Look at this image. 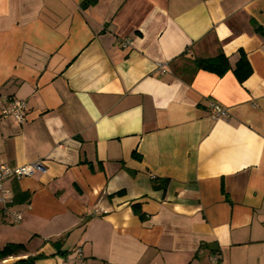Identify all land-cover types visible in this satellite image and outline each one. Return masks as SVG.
Segmentation results:
<instances>
[{"label":"crops","instance_id":"1","mask_svg":"<svg viewBox=\"0 0 264 264\" xmlns=\"http://www.w3.org/2000/svg\"><path fill=\"white\" fill-rule=\"evenodd\" d=\"M86 1L0 0V164L45 167L4 183L2 263L264 264V0Z\"/></svg>","mask_w":264,"mask_h":264},{"label":"built area","instance_id":"2","mask_svg":"<svg viewBox=\"0 0 264 264\" xmlns=\"http://www.w3.org/2000/svg\"><path fill=\"white\" fill-rule=\"evenodd\" d=\"M130 39L124 41V46L129 45ZM161 73H167L169 68L167 63H162L158 66ZM214 116L221 117L227 115V110L219 103L213 104ZM28 110V103L26 100L17 99L12 104L2 110V116L14 117L18 121H24L26 119V112ZM45 169L41 161L31 162L24 165H8L0 164V203L6 205L10 201L11 191L4 186V183L9 178H23L31 176L37 171H43ZM4 213L6 215L11 214L15 220H20L22 214L19 212H11L4 206ZM62 264H87L86 258L81 247H77L74 251L73 257H66Z\"/></svg>","mask_w":264,"mask_h":264},{"label":"trees","instance_id":"3","mask_svg":"<svg viewBox=\"0 0 264 264\" xmlns=\"http://www.w3.org/2000/svg\"><path fill=\"white\" fill-rule=\"evenodd\" d=\"M87 2L88 0L84 5ZM257 30L264 34V29L261 25L257 24ZM240 54V58L235 65L231 63L229 56L223 52L211 57H196L191 59V63L188 65L189 68L187 67V71H189L186 73L187 79L191 81L195 73L200 69L208 70L220 76L233 69L239 81L243 82L252 74L253 67L246 52L242 50ZM134 209L144 218L137 205H134ZM23 249H25V245L21 243H9L0 248V264H3L2 261L11 255H19ZM40 257L41 255H30L18 259L14 264H36Z\"/></svg>","mask_w":264,"mask_h":264}]
</instances>
